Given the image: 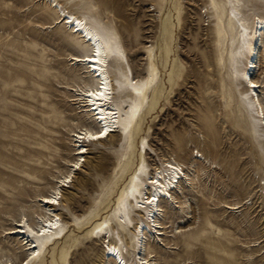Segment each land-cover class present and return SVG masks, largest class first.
<instances>
[{"label": "rangeland", "instance_id": "obj_1", "mask_svg": "<svg viewBox=\"0 0 264 264\" xmlns=\"http://www.w3.org/2000/svg\"><path fill=\"white\" fill-rule=\"evenodd\" d=\"M57 1L111 31L135 78L148 73L150 57L157 77L130 134L114 131L86 146V161L72 171L53 207L65 234L40 239L41 257L30 264H113L103 249L117 232L126 263L140 264L134 227L115 218L117 197L144 165L152 173L174 159L184 173L196 170L197 184L187 190L184 177L183 193L177 189L162 202L164 235L131 211L134 225L144 221L152 229H144L146 251H153L147 258L155 264H264V134L231 65L236 10L226 0H213L215 6L212 0ZM237 8L249 26L264 15L261 0H242ZM51 9L48 0H0V262L24 259L22 239L6 231L23 211L36 222L37 195L47 194L76 157L71 131L92 126L76 88H65L91 82L69 59L88 49ZM108 69L116 75V63ZM257 77L264 80V47ZM120 91L117 86L114 102L127 96ZM260 98L264 106V86ZM178 201L184 212L175 214ZM103 221L112 237L95 236Z\"/></svg>", "mask_w": 264, "mask_h": 264}, {"label": "bare ground", "instance_id": "obj_2", "mask_svg": "<svg viewBox=\"0 0 264 264\" xmlns=\"http://www.w3.org/2000/svg\"><path fill=\"white\" fill-rule=\"evenodd\" d=\"M226 1L239 14L236 16L233 13L230 20L237 31V39L231 49V65L236 79L246 88L242 94H245V101L254 113L258 127L264 134V106L260 98L264 80L257 77L262 48L264 47V15H255L252 25L249 26L248 18L237 8L242 0ZM261 1L264 2V0ZM48 4L50 9L52 8L51 10L57 14V17L62 19L63 25L68 27L71 33L78 34L82 38V42L88 49V52L84 54H71L69 59L73 66H81L84 69L83 72L90 77L91 82H83V86L66 85L65 88H76V96L82 102L83 109L92 126L81 127L76 125L75 130L71 131L70 136L74 143V156L76 157L67 160L70 169L60 178L55 177L56 180L53 181V185L49 186L47 194L37 195L34 202L40 212L35 216L36 222L31 224L23 211L19 219H13L14 226L6 231L8 235L20 237L24 247H27L26 255L20 264H30L31 260L41 257L40 239H56L64 236V223L53 208L60 203L62 187L67 186L64 183L72 181V171L82 168L86 161L84 154L88 153L86 146L89 143L107 139L114 131L120 135L125 132L126 134L132 132L145 110L148 92L154 86L157 77V69L151 57L149 58L150 68L145 77L143 79L135 78L132 75L123 46L111 31L96 22L87 21L84 16L72 10L66 9L57 0H48ZM215 5L212 0V6ZM112 62L116 63V75L113 77L110 76L108 69ZM117 86L121 91L128 93L126 97L120 96L118 102H114V91ZM200 156L202 155L200 154ZM195 161H190V164L194 166ZM165 162V165L155 167L152 173L144 165L139 173L133 177L129 187L117 197L115 218L119 225H126L128 228L134 227V234L138 240L140 264H155V259L147 258V255H151L153 251H146L147 237L144 232L146 226L149 231L152 229L144 221L134 225L130 215L131 211L133 214H140L144 219L146 217L147 222L152 223L154 233L157 236L164 235L166 234V222H164L162 214V202H170L171 193H175L177 189L183 193L182 182L184 177H187V186H189L187 190L193 191L197 184L196 170L191 174H186L179 161L174 159L172 162ZM146 175L147 178H144ZM65 198L69 200L71 197L66 196ZM183 204V201H178V204L174 206L175 214L184 212ZM95 229V236L100 238L113 236L112 229L106 221H103ZM123 247L125 245L117 232L115 237L107 241L106 247L103 249V257L107 258L108 263L127 264L123 255ZM9 261L10 259H6L0 264H12Z\"/></svg>", "mask_w": 264, "mask_h": 264}]
</instances>
